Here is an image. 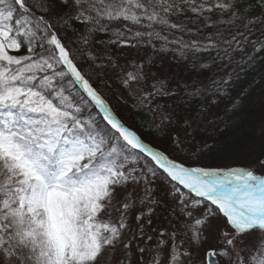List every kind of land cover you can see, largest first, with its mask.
<instances>
[{"label":"snow or ice","instance_id":"1","mask_svg":"<svg viewBox=\"0 0 264 264\" xmlns=\"http://www.w3.org/2000/svg\"><path fill=\"white\" fill-rule=\"evenodd\" d=\"M257 8L261 15H248ZM188 13L207 28L234 26L231 39L223 40L229 46L240 45L239 37L255 51L264 49V0H0V264H113L120 244L124 254L115 264H130L133 253L124 239L130 217L133 235L145 237L135 250L136 264H221L225 257L227 264H264V159L200 167L156 148L109 106L83 62L95 57L86 48L73 49L63 34L75 21L90 34H109V42L121 47L162 41L195 52L215 48L211 35L203 46L183 35L170 39L173 30L201 31L185 23ZM213 16L219 18L210 23ZM256 26L259 40L250 39ZM88 41L85 35L82 44ZM143 69L125 71L124 86L142 79ZM162 87L145 93L142 103ZM185 123L193 153L209 148L221 131L210 123L197 141L188 134L193 123ZM173 143L181 150L175 137ZM129 148L149 165L130 160ZM158 171L184 217L168 230L151 228ZM214 219L227 228L217 230Z\"/></svg>","mask_w":264,"mask_h":264},{"label":"trees","instance_id":"2","mask_svg":"<svg viewBox=\"0 0 264 264\" xmlns=\"http://www.w3.org/2000/svg\"><path fill=\"white\" fill-rule=\"evenodd\" d=\"M250 2L245 0V3ZM248 15L259 16L261 13L257 8ZM218 18L213 16L209 22ZM183 20L193 32L197 27L201 31L192 35L173 30L170 39L183 35L185 42L198 40L203 46L207 43L205 37L211 35L216 47L195 52L181 50L178 44L165 46L162 41L140 43L135 48L121 47L119 41L109 42L113 39L109 34H90L75 21L69 22L63 34L73 49L86 48L95 57L94 60L85 58L83 62L90 65L86 70L94 74L103 97L122 121L156 148L165 149L167 154L185 164L200 167L227 168L264 159V49L255 51L252 44L239 37L240 45L223 43L225 38L231 39L230 33H235L236 28L232 25L217 24L207 28L191 13ZM236 24L240 25L241 21L237 20ZM258 29L259 26L253 28L250 39L261 38ZM239 30L247 34L243 27ZM217 32L222 35H215ZM85 35L89 38L86 45L82 44ZM141 64L144 65L143 78L126 88L123 73L132 70L133 65ZM161 84V93L153 95L148 104L142 103L143 95L152 92L154 86L160 88ZM92 115H96V110ZM165 115L173 116V120H164ZM96 118L100 119L99 116ZM185 121L193 123L188 134L194 135L197 141L205 138L201 133L210 123L217 124L221 131L212 138L209 148L193 153L186 147ZM173 137L180 141L181 150L173 143ZM125 152L130 160L146 167L149 165L143 154L130 149ZM157 175L169 185L159 171ZM128 222L136 230L134 219L130 217ZM151 234L156 236L155 232ZM133 240L140 247L145 244V237L138 234ZM154 243V240L147 241L149 246ZM123 254V244H120L115 250L113 264ZM118 255L121 257L117 258Z\"/></svg>","mask_w":264,"mask_h":264},{"label":"rangeland","instance_id":"3","mask_svg":"<svg viewBox=\"0 0 264 264\" xmlns=\"http://www.w3.org/2000/svg\"><path fill=\"white\" fill-rule=\"evenodd\" d=\"M131 71V69H129ZM124 79V77H123ZM137 165L130 164L129 167L134 168ZM157 179H155L154 187L156 189L154 193L155 199L159 202V206L156 208L155 213L151 217L153 220L152 228H155L157 230H168L175 226V223L178 219H184L179 213L180 210L176 208L175 199L173 196L169 194V185H167L160 177L157 175ZM199 211V210H198ZM128 224L132 226L131 231L128 229H125V236L124 239L126 242H129L131 245V248L129 251L133 253L131 258H129L130 264H136V253L135 250L139 248L137 241L133 240V232H136L134 229V226L127 221ZM213 224L215 225L216 229L218 230L220 227L227 228V225L223 222L222 219H214ZM231 231L230 229H228ZM156 234V232H155ZM182 237L178 236L177 239H181ZM185 245L187 246V241H185ZM213 247H218L219 245L212 244ZM205 247H208V245H205ZM200 254H203V249L200 250ZM150 253L145 252L143 254V259L146 261L149 257ZM121 255H118L117 258H120ZM199 259V257H197ZM221 264H227V258L221 260Z\"/></svg>","mask_w":264,"mask_h":264}]
</instances>
